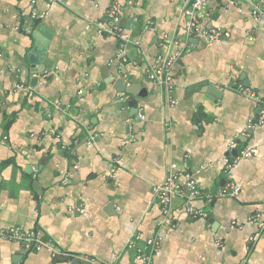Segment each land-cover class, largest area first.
I'll use <instances>...</instances> for the list:
<instances>
[{
    "label": "crops",
    "instance_id": "1",
    "mask_svg": "<svg viewBox=\"0 0 264 264\" xmlns=\"http://www.w3.org/2000/svg\"><path fill=\"white\" fill-rule=\"evenodd\" d=\"M111 1L36 0L43 17L35 23L31 0H0V228L37 229L93 264H141L127 247L135 233L142 245L156 239L152 264H264V230L247 222L264 218V116L247 126L264 103L233 90L240 81L264 97V13L251 7L258 0L205 1L201 26L229 36L188 44L186 0H118L124 43L109 30ZM39 27L50 37L44 70L25 76ZM186 45L172 65L169 104L147 70L157 54ZM133 83L136 117L118 101ZM231 141L252 154L232 170L239 192L219 196ZM171 168L212 195L189 203L206 217L189 216L176 195L174 225H164L153 186ZM0 264L91 263L0 239Z\"/></svg>",
    "mask_w": 264,
    "mask_h": 264
},
{
    "label": "built area",
    "instance_id": "2",
    "mask_svg": "<svg viewBox=\"0 0 264 264\" xmlns=\"http://www.w3.org/2000/svg\"><path fill=\"white\" fill-rule=\"evenodd\" d=\"M58 0H48L47 5ZM207 0H186L183 6L184 21L182 24L183 36L188 44L190 39H203L207 42L220 41L229 36L228 32L221 27L205 28L200 24V14L204 10V3ZM36 0H31L32 8L29 14V22H35L43 17V14L37 13L34 9ZM134 0H127V4L131 5ZM252 13L254 16L261 15L264 10L261 1L251 2ZM122 4L118 0H112L106 10V15L109 23L110 32L115 35L122 43L128 41L127 34L124 30V25L121 18ZM29 27V26H27ZM29 29V28H28ZM29 31V30H27ZM186 47L177 48L173 52L166 54L159 53L153 60L152 65L147 70V79L151 84L159 89L165 96L169 104H173L171 93L174 87V79L172 74V65L176 59L180 57L186 50ZM45 74V72H44ZM233 90L247 96L256 104L264 103V97L256 90L243 85L240 81L233 82ZM264 116V105L259 108L258 120H248L247 126L252 128L256 124L261 123ZM237 142L231 141L229 143L230 149H235ZM236 150V149H235ZM252 154L251 149L236 150L233 155L224 159V174L227 181L223 187L218 190L219 196H234L239 192V187L232 181V170L238 161L244 157ZM182 172L173 171L171 168L167 171L162 181L153 186V194L157 200L160 208L163 223L166 227H173V221L169 214V205L174 196L184 198L186 202V213L192 218L206 217L207 214L200 209H195L189 203L196 197L205 195L206 198H212L211 194H206L200 185L188 173H184V181L179 182V177ZM67 183V179L62 181ZM248 223L253 224L259 231L264 230V218L258 213L249 216ZM0 239L14 241L19 243L24 250H38L46 249L50 257L58 258H76L88 263H96L94 258L86 257L84 255L71 254L60 250L58 246L44 238L41 232L37 229H21L17 226L8 228H0ZM157 245L156 239H149L145 245L140 244V237L138 233L131 236L127 243V247L134 251L135 257L141 264H152V256Z\"/></svg>",
    "mask_w": 264,
    "mask_h": 264
},
{
    "label": "water",
    "instance_id": "3",
    "mask_svg": "<svg viewBox=\"0 0 264 264\" xmlns=\"http://www.w3.org/2000/svg\"><path fill=\"white\" fill-rule=\"evenodd\" d=\"M36 32H38L40 35H36L33 33V38L35 39V44L34 46L29 50L27 53V60H28V66H24V73L25 76L29 72H42L44 70V66L41 67L42 65V59L46 54L47 51V46H48V40H49V34L43 30V28H37ZM23 65H26L25 63ZM32 81H35V79H32ZM139 84L133 83L131 86L123 88L121 90L122 96L126 95L124 100H121V97L119 98V108L121 106H127L130 110L129 116H135L137 115L138 109L134 106L135 104V98L134 96L137 94L138 89H139ZM208 90H213L216 91L215 88L213 87H208Z\"/></svg>",
    "mask_w": 264,
    "mask_h": 264
}]
</instances>
